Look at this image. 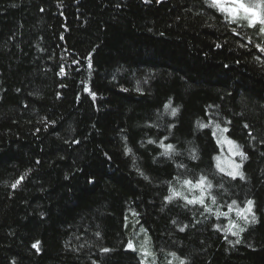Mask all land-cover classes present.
<instances>
[{"label": "trees", "instance_id": "16d2710c", "mask_svg": "<svg viewBox=\"0 0 264 264\" xmlns=\"http://www.w3.org/2000/svg\"><path fill=\"white\" fill-rule=\"evenodd\" d=\"M210 4L0 0V264H264V25Z\"/></svg>", "mask_w": 264, "mask_h": 264}, {"label": "snow or ice", "instance_id": "6c2138e0", "mask_svg": "<svg viewBox=\"0 0 264 264\" xmlns=\"http://www.w3.org/2000/svg\"><path fill=\"white\" fill-rule=\"evenodd\" d=\"M261 4L264 5V0H261ZM210 6L213 7H218L219 10H221L222 12L228 13L229 15H231L233 18L236 17L237 14H239L241 11L243 13L246 14V16L250 17L249 19V24L250 25H255L257 22L264 25V15H261V13L257 10L256 7H249L247 6L243 0H211V4ZM261 32L264 33V28H261ZM219 46V45H218ZM257 48L259 49L260 52H264V47H260V45H257ZM165 107H168L167 105ZM173 114H175L176 109H172ZM201 127H207V125H201ZM219 127V126H217ZM151 142V141H150ZM227 143L229 144H233L234 142L232 141H227ZM161 147L165 149L164 151V155H168L169 152H171L172 150H174V146L173 145H165L163 143H161ZM237 148L239 146H236ZM233 155H239L241 156L243 159H246L247 157L245 156V154L243 152H233ZM195 158V157H193ZM219 159V158H217ZM229 166L232 168V171H229L227 174L232 176L233 178H235L236 176H240L241 178H243V174L240 173L238 170L240 168L239 164H235L234 162H228ZM217 168L220 171H225L224 167L221 166L220 163H217ZM21 180H23V177H21L19 180L16 181V183H14L12 185L13 188H15L17 186V184H19L21 182ZM184 183L186 185H189L192 188H200L201 191L203 192V189L205 187L210 188L211 187V183L207 181L206 177H200V179L198 181H196L195 183H193L190 180H185ZM180 193L178 192H174L173 196H179ZM173 196L167 197L166 199L171 200L173 198ZM186 199V198H185ZM213 199V203H215V197L212 198ZM188 204H193V203H200V204H204V200L203 198H196V199H192V200H187ZM252 204L253 201L249 200L247 201V207L245 209H240L237 212V215L242 216L246 222H247V216L244 215L245 212L250 213L252 210ZM232 205H236V201H232ZM232 205L229 206V209H232ZM207 211H210V209H206ZM223 215H227V213H223ZM252 220H255V216H252ZM228 231H231V228L228 229ZM244 231L243 228H240L239 231L237 232H233V235L239 236V232ZM237 243H239V240L236 241ZM38 244L39 242L37 241L36 243H34L32 245L33 248H37L38 249ZM129 248H132V243L131 241L128 244ZM103 252H108L109 249H102ZM173 255H175L173 253ZM141 264H143V262H141ZM180 264H184L183 261L180 262Z\"/></svg>", "mask_w": 264, "mask_h": 264}, {"label": "rangeland", "instance_id": "374dc122", "mask_svg": "<svg viewBox=\"0 0 264 264\" xmlns=\"http://www.w3.org/2000/svg\"><path fill=\"white\" fill-rule=\"evenodd\" d=\"M243 13V12H241ZM213 137L216 141V144L218 146V154L215 155L214 157V164L216 169L224 174L227 175L229 177H232L230 175H228L227 173L229 171H232V168L229 166L228 162H234L235 164H239L240 168H239V172L242 173V164H243V158L239 155H233V152H242L241 149L236 146H238L233 140H231L228 135H227V129L225 127L219 126V127H215L213 129ZM227 141H232L234 142L233 144H229L227 143ZM219 158V159H217ZM217 163H220L222 167H224L225 171H220L217 168ZM240 176H236L235 178H239ZM233 178V177H232ZM208 187H205L203 189L204 190H208ZM183 195L187 196V197H193L195 196V194L200 195L201 189L200 188H192L189 185L184 186L183 190H182ZM247 207V206H246ZM248 212H246L247 214ZM167 264H177V262L175 261V258L173 256H168L166 258Z\"/></svg>", "mask_w": 264, "mask_h": 264}]
</instances>
